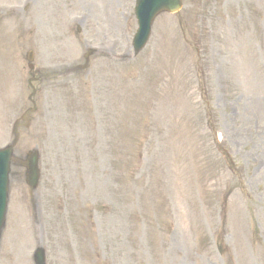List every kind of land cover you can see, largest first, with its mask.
I'll return each instance as SVG.
<instances>
[{
  "label": "rangeland",
  "instance_id": "obj_1",
  "mask_svg": "<svg viewBox=\"0 0 264 264\" xmlns=\"http://www.w3.org/2000/svg\"><path fill=\"white\" fill-rule=\"evenodd\" d=\"M0 0V264H264V0ZM89 48L94 52L84 55ZM38 152L29 191L20 161Z\"/></svg>",
  "mask_w": 264,
  "mask_h": 264
},
{
  "label": "water",
  "instance_id": "obj_2",
  "mask_svg": "<svg viewBox=\"0 0 264 264\" xmlns=\"http://www.w3.org/2000/svg\"><path fill=\"white\" fill-rule=\"evenodd\" d=\"M180 6V0H136L134 12L137 19L138 29L132 41L134 54H136L145 44L150 32V25L154 17L163 11L170 13L175 12L180 8ZM28 112L29 111H27L22 116V119L25 121V126L28 123ZM13 145L14 141L0 149V231L4 223L8 191V172L12 157ZM25 168L26 183L31 188H34L38 181L36 151L28 153ZM33 260L35 264H44V253L41 248H37L35 250L33 254Z\"/></svg>",
  "mask_w": 264,
  "mask_h": 264
}]
</instances>
